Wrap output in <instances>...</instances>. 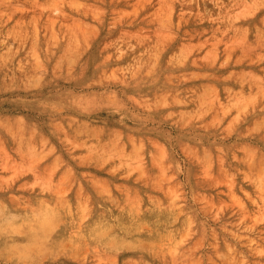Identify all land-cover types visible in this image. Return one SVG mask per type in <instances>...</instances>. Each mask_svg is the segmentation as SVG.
Here are the masks:
<instances>
[{
    "label": "rangeland",
    "instance_id": "rangeland-1",
    "mask_svg": "<svg viewBox=\"0 0 264 264\" xmlns=\"http://www.w3.org/2000/svg\"><path fill=\"white\" fill-rule=\"evenodd\" d=\"M0 264H264V0H0Z\"/></svg>",
    "mask_w": 264,
    "mask_h": 264
}]
</instances>
